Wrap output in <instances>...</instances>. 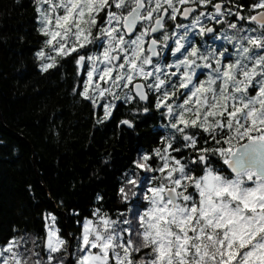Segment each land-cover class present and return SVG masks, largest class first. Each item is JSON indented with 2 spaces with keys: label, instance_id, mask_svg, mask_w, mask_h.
Returning <instances> with one entry per match:
<instances>
[{
  "label": "snow or ice",
  "instance_id": "obj_1",
  "mask_svg": "<svg viewBox=\"0 0 264 264\" xmlns=\"http://www.w3.org/2000/svg\"><path fill=\"white\" fill-rule=\"evenodd\" d=\"M33 4L41 71L73 63L97 123L131 104L166 132L123 174L124 211L96 207L76 236L48 212L43 236L0 240V264H264V0Z\"/></svg>",
  "mask_w": 264,
  "mask_h": 264
},
{
  "label": "trees",
  "instance_id": "obj_2",
  "mask_svg": "<svg viewBox=\"0 0 264 264\" xmlns=\"http://www.w3.org/2000/svg\"><path fill=\"white\" fill-rule=\"evenodd\" d=\"M35 15L33 0H0V240L43 236L48 212L62 233L76 236V221L96 207L124 211L123 174L166 132L154 107L134 115L131 104L118 105L97 123L102 111L73 92L83 79L73 63L58 60L57 68L41 71L35 53L44 38ZM128 119L135 127L121 123Z\"/></svg>",
  "mask_w": 264,
  "mask_h": 264
},
{
  "label": "rangeland",
  "instance_id": "obj_3",
  "mask_svg": "<svg viewBox=\"0 0 264 264\" xmlns=\"http://www.w3.org/2000/svg\"><path fill=\"white\" fill-rule=\"evenodd\" d=\"M170 59H174V57H170Z\"/></svg>",
  "mask_w": 264,
  "mask_h": 264
},
{
  "label": "water",
  "instance_id": "obj_4",
  "mask_svg": "<svg viewBox=\"0 0 264 264\" xmlns=\"http://www.w3.org/2000/svg\"><path fill=\"white\" fill-rule=\"evenodd\" d=\"M141 103H143V102H141ZM69 259H71V257L69 256Z\"/></svg>",
  "mask_w": 264,
  "mask_h": 264
}]
</instances>
